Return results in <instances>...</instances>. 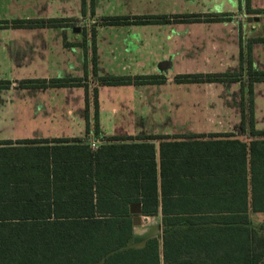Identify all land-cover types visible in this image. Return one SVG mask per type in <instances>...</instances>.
<instances>
[{
	"label": "crops",
	"instance_id": "obj_1",
	"mask_svg": "<svg viewBox=\"0 0 264 264\" xmlns=\"http://www.w3.org/2000/svg\"><path fill=\"white\" fill-rule=\"evenodd\" d=\"M250 9L264 11V0H250ZM214 16L225 19L213 21ZM248 17L259 21L248 24ZM107 18L127 23L104 25ZM37 20L63 25H14ZM76 27L94 30V52L90 38L84 43L73 32ZM263 39L264 14H248L244 0H84V6L82 0H0V82L8 83L2 90L46 98L4 108L3 114L12 116L0 122H16L25 130L0 142L17 146L25 140L68 139L87 145L122 200L137 201L127 207L132 220L131 206L140 207V225L132 222L139 245L161 239L163 210L187 216L186 211L198 209L201 192L213 193L215 185L231 178H239L241 187L244 179L248 206L250 146L264 141L259 135L264 132V82L252 83L250 99L247 58L254 72H264ZM72 66L76 72L84 67L86 76L70 77ZM221 75H238V80L206 81ZM113 77L163 82L100 83ZM185 77L204 81L186 82ZM39 80L81 83L21 85ZM60 97L63 106L51 99ZM52 126L50 133L41 131ZM143 202L157 214L143 215Z\"/></svg>",
	"mask_w": 264,
	"mask_h": 264
},
{
	"label": "trees",
	"instance_id": "obj_2",
	"mask_svg": "<svg viewBox=\"0 0 264 264\" xmlns=\"http://www.w3.org/2000/svg\"><path fill=\"white\" fill-rule=\"evenodd\" d=\"M244 2L248 14H264L251 10L250 0ZM223 19L213 17V21ZM68 23L72 25L73 20ZM102 23L123 25L127 20L107 18ZM14 25L59 27L63 21L37 20ZM90 40L94 52V30ZM93 59L95 65L94 55ZM247 59L251 99V85L264 82V72H254L250 55ZM182 79L204 81L201 77ZM237 80L238 75L206 79ZM161 82L159 77L100 79L107 86ZM80 83L39 80L21 85L60 88ZM7 86V82H0V89ZM259 135L264 136V132ZM9 145L10 142H0V264H264V230L254 228L249 217V213H264V141L250 146L253 167L248 206L244 179L241 187L239 178H231L215 185L213 193L201 192L198 209L186 211L187 216H171L163 210L161 239L150 238L142 245L133 237L127 207L137 201L122 200L115 191L117 185L111 183L103 165L97 163L95 151L78 140L68 139L25 140L17 146ZM256 146L260 147L259 153H254ZM256 159L258 168L254 166ZM147 206L143 202V215L157 214L155 207Z\"/></svg>",
	"mask_w": 264,
	"mask_h": 264
},
{
	"label": "rangeland",
	"instance_id": "obj_3",
	"mask_svg": "<svg viewBox=\"0 0 264 264\" xmlns=\"http://www.w3.org/2000/svg\"><path fill=\"white\" fill-rule=\"evenodd\" d=\"M100 18H96V21H99ZM85 27V26H84ZM83 27V29H84ZM79 29V32L77 34V36L82 40H86V41H89V36L88 34L91 33V29L89 28H86L85 31L82 30V28H79V27H76ZM74 28V29H76ZM68 35L69 36H73V32L72 30L68 32ZM90 35V34H89ZM72 72L70 75V77L74 78V79H78V78H84L86 76V70L85 68L83 67L82 70H78V72L75 71V67L72 66ZM9 75L8 77H13V75L11 74H7ZM24 93L23 92H19V91H3L2 89H0V118L1 117H4V116H9L11 117L12 114L8 113V114H3L4 113V108H16V107H19L21 105H30L34 102H42V101H45L46 98H43L40 93H36V94H33V96H29L27 94L23 95ZM52 100L55 99L54 101L56 102V104H59L63 106V104H65L62 100V97H60L59 99L58 98H51ZM73 102H76L73 100ZM11 115V116H10ZM7 118V117H6ZM4 122V121H3ZM50 124H52V122H50ZM49 130L47 129H44V130H41L43 132H48L50 133V131L52 130V128H54L53 126L52 127H48ZM20 129L23 131L25 130L24 128H19L15 123H7V122H4V123H1L0 122V140H2L3 138H5L6 136L8 135H13L14 133H18L20 131ZM55 130L56 131H66L65 128L63 129H59L57 126H55ZM197 131V130H196ZM27 132L28 133H32V130H28L27 129ZM73 133H79V131L75 130V131H72ZM251 218V223H252V226L258 230H261L263 229V224H264V214H252L250 216Z\"/></svg>",
	"mask_w": 264,
	"mask_h": 264
},
{
	"label": "water",
	"instance_id": "obj_4",
	"mask_svg": "<svg viewBox=\"0 0 264 264\" xmlns=\"http://www.w3.org/2000/svg\"><path fill=\"white\" fill-rule=\"evenodd\" d=\"M259 21V19L257 18V17H248L247 18V20H246V22L248 23V24H251V23H253V22H258ZM73 32L74 33H79V29L78 28H76V29H73ZM130 212H131V214L132 215H135V217L133 218V220H132V222H133V226H139L140 225V223H141V218H140V213H141V211H140V207L138 206V205H133V206H131V208H130ZM263 230H264V224H263Z\"/></svg>",
	"mask_w": 264,
	"mask_h": 264
}]
</instances>
